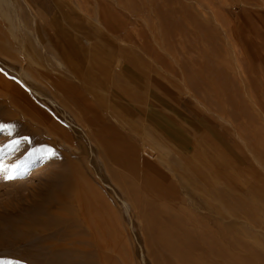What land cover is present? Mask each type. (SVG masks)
Wrapping results in <instances>:
<instances>
[{
	"label": "rangeland",
	"instance_id": "rangeland-1",
	"mask_svg": "<svg viewBox=\"0 0 264 264\" xmlns=\"http://www.w3.org/2000/svg\"><path fill=\"white\" fill-rule=\"evenodd\" d=\"M97 61L114 76L85 84L78 65ZM0 77L23 92L0 99V123L13 125L0 165H20L14 179L0 170V264H51L37 225L48 219L50 232L69 229L52 243L82 246L70 264H264V0H0ZM56 77L101 99L132 158ZM150 115L178 121L185 147ZM143 162L168 189L150 187Z\"/></svg>",
	"mask_w": 264,
	"mask_h": 264
},
{
	"label": "bare ground",
	"instance_id": "bare-ground-1",
	"mask_svg": "<svg viewBox=\"0 0 264 264\" xmlns=\"http://www.w3.org/2000/svg\"><path fill=\"white\" fill-rule=\"evenodd\" d=\"M5 54V53H4ZM97 51H95V49H92V54H91V57L95 60L97 58ZM97 60V59H96ZM78 68H79V71H80V74H81V79H83V82L85 84H92V82H94L99 76L102 78L103 80V83L104 84H108L109 83V79L110 77L114 76V70H113V67L111 64H108L106 62H91V63H86V64H80L78 65ZM72 69V67H71ZM64 72V71H63ZM19 76V75H18ZM20 79L24 82V84L26 85V87H28L29 89L31 88V86L25 82L21 76H20ZM54 82V88H56L57 90H59L62 94L60 95H63L65 97V100H69V101H72L74 99H78V101L80 102V106L79 107H82V110H83V115H85L86 117H88L87 115L88 114H91V117H92V120L90 121L91 123V126L93 127V129H95L96 131H98V137L100 139H102L104 142L108 143V147L109 148H113L114 152H116V149L115 148H119L118 145L122 146L123 148H125L124 151H122V155L123 157H133V153L131 152V150L129 149L128 150V140L126 141V139L124 137H122V135L119 133L118 131V128L113 125L107 117H105L104 119L102 118L103 115H102V108L104 107L103 104H102V101L101 99L99 98H95L92 102H90V100L88 98H86L85 94H79L78 90L76 89V87L70 85V82H63L62 80H60V77H56L55 80H53ZM3 82V85H1ZM21 82V81H20ZM51 82V81H50ZM96 82V81H95ZM0 85L4 88L3 90L0 89V99L2 96H4V92L5 91H8L10 95L11 93V99H13V95H17L15 94L14 92H17L18 91V96L20 97V95L23 94V92L15 87L14 85H11L10 83H6V81L3 80V78L0 77ZM24 85V86H25ZM53 86V85H52ZM25 87V88H26ZM112 87H106L104 86V88L102 87L101 89H105V90H110ZM32 89V88H31ZM33 90V93L36 94V95H39L40 93L36 91V89H32ZM31 90V91H32ZM54 90V89H53ZM58 91V92H59ZM57 92V93H58ZM4 93V94H3ZM7 93V92H6ZM6 97H9V96H6ZM31 99V98H29ZM10 100V98H9ZM16 100V99H15ZM23 100H21L22 102ZM33 101V100H31ZM163 101V98L161 100V102L158 104L160 105L159 108L160 109H164V110H169L167 109L169 107V104L166 102L168 101V96H164V101L165 102H162ZM8 102V98H7V101ZM19 102V101H18ZM13 103V102H12ZM11 103V104H12ZM24 103V102H23ZM78 103V102H77ZM6 104V103H5ZM22 104V103H21ZM28 104V102H27ZM27 104L25 105L26 106V109L28 108L27 107ZM31 104V103H30ZM67 104V103H65ZM3 105V104H2ZM9 104H7L8 106ZM16 105V103L14 104ZM29 105V104H28ZM32 105V104H31ZM70 105V104H69ZM6 106V105H5ZM18 106V105H17ZM24 106V108H25ZM30 106V105H29ZM68 106V105H67ZM71 106V105H70ZM69 106V107H70ZM107 106V105H106ZM9 107V106H8ZM14 107V106H13ZM73 107V106H71ZM78 107V106H77ZM4 109V108H3ZM11 109V108H10ZM16 109V108H15ZM29 109V108H28ZM27 109V110H28ZM107 109H112L109 105L107 106ZM18 110V109H17ZM21 110L22 107H21ZM78 110V109H77ZM89 110L92 111L94 113V115L90 112L89 113ZM170 110L171 111H174L176 114H179L178 111L176 112V110L170 106ZM12 111V110H11ZM80 111V110H78ZM42 112V111H41ZM40 112V113H41ZM81 112V111H80ZM105 112V111H104ZM19 113H21V111H19ZM23 113V112H22ZM25 113V112H24ZM28 113V112H27ZM24 115V114H23ZM26 115V113H25ZM45 115V114H44ZM155 115V114H154ZM180 116H182L181 114H179ZM32 116V114H31ZM36 116H37V113H36ZM159 117H153V115L149 116L148 117V120H147V123L149 124V127L152 129V130H155L156 132H160V133H163L165 135V137L167 136L170 140L171 143H174L176 146H183L185 147L186 143L185 142V139L183 140V137L180 138L179 140V135L178 133L173 129L171 128V125H176L175 123H178V121L176 120H170L167 115L164 116L165 119H161V115H158ZM40 118V117H38ZM48 118V117H47ZM90 118V117H88ZM29 119V118H28ZM41 121H46L45 119L43 118H40ZM40 121V122H41ZM5 122V119H3L2 123ZM39 122V123H40ZM52 120L50 121V124H51ZM85 122V121H84ZM83 122V123H84ZM42 123V122H41ZM40 123V124H41ZM53 124V122H52ZM21 127V126H20ZM46 127V126H45ZM47 129V128H46ZM151 130V132H152ZM95 133V132H94ZM181 135V134H180ZM51 136V135H50ZM178 138V140H177ZM94 141V140H93ZM195 142H192V145H193V148H195ZM33 148V147H32ZM180 148V147H179ZM35 150V149H34ZM33 150V151H34ZM181 150V149H179ZM193 151L191 152V156L189 157L188 154L186 153L185 156L186 158L188 159H191V158H194V156L197 154V152H195L194 149H192ZM125 153V154H124ZM152 153V152H151ZM180 153V152H179ZM190 153V152H189ZM178 154V152H177ZM179 156H181L180 154H178ZM183 157V156H182ZM146 161V160H145ZM130 163V161H129ZM143 171H144V177L143 179L145 178V180L147 179L148 182H149V185L151 188L155 189L157 192H160L162 191L163 189H168V185L164 184L165 182V179L166 177H162L161 175H159L155 168L153 169L150 164L148 162H143ZM147 171H150L149 174ZM161 173V172H160ZM164 179V180H163ZM146 180V181H147ZM167 181V180H166ZM164 182V183H163ZM228 183V182H227ZM48 186V185H46ZM163 186V187H162ZM172 186V185H171ZM150 188V189H151ZM174 188V187H171V189ZM163 190V192L165 191ZM46 191V190H45ZM173 190H170V193L172 192ZM51 192V191H49ZM50 194V193H49ZM42 195V196H41ZM40 196L42 197L43 199V194H41ZM46 197H48V194H45ZM44 195V197H45ZM166 195V194H165ZM169 195V193H168ZM40 197V198H41ZM95 197V196H94ZM51 198V197H49ZM39 201V199H37ZM37 201V202H38ZM41 201V200H40ZM39 201V202H40ZM45 201H41V203H43ZM34 203V202H33ZM55 203V202H54ZM39 206H41L39 204ZM82 207V205L80 206ZM75 208V207H74ZM81 209V208H80ZM95 209V208H94ZM60 212V216H63L64 218L67 216L64 211H59ZM44 213V211H43ZM42 213V214H43ZM48 213H51V212H48ZM83 213V212H82ZM45 218V216H44ZM67 218V217H66ZM70 218V217H69ZM10 219H12L10 217ZM62 220V219H61ZM83 221L87 220V219H83ZM82 221V222H83ZM89 221V220H88ZM86 222V221H85ZM87 223V222H86ZM52 224H53V221L52 219H48V220H43V221H39L37 223L38 227H39V230H40V241L42 242L41 246L39 247V252L42 253H49L48 255H50V258H49V261L52 262L54 261L55 258L59 257V256H63V262L62 264H70V260L68 259V257H70V255H66V252L68 251L69 253L73 252V250H76V249H81L82 246L81 244H78L80 246H75L74 249L73 247L71 246H68V243H65V241H63L62 243H52L53 242V239L57 238V239H61V238H66L67 234H68V228H64L63 230L61 231H57L56 234L55 232H50V230H52ZM22 230V229H21ZM27 230V229H26ZM25 230V231H26ZM92 230V229H91ZM29 231V230H28ZM24 234V232H23ZM25 236H23L24 238ZM18 238V237H17ZM21 238V237H20ZM56 239V240H57ZM78 240V239H76ZM75 241V240H74ZM29 242V241H28ZM44 242V243H43ZM26 243V242H25ZM77 244V243H76ZM26 245V244H25ZM34 245H36L34 243ZM27 249V248H26ZM38 249V248H37ZM56 249H59V250H56ZM65 249V250H64ZM32 251V250H31ZM87 251V250H85ZM38 252V251H37ZM39 253V254H40ZM31 254V253H29ZM34 254V253H32ZM83 256V255H82ZM73 257V255H72ZM35 258V257H34ZM33 258V259H34ZM36 259V258H35ZM34 259V260H35ZM37 260V259H36ZM73 261V260H72ZM75 261V260H74ZM35 262V261H34ZM76 262L79 263V261L77 260ZM55 263V262H54ZM53 263V264H54Z\"/></svg>",
	"mask_w": 264,
	"mask_h": 264
},
{
	"label": "snow or ice",
	"instance_id": "snow-or-ice-1",
	"mask_svg": "<svg viewBox=\"0 0 264 264\" xmlns=\"http://www.w3.org/2000/svg\"><path fill=\"white\" fill-rule=\"evenodd\" d=\"M13 125L11 124H5L0 123V131L7 132V134L10 136L12 134ZM24 140H27V137L23 138ZM19 139L12 140L9 144H7L5 147L8 148L9 151H14L20 144ZM42 153L46 155H54V151L51 148H48L46 150H41ZM0 170H3L7 173L6 178L7 179H14L17 175L20 174V165L19 164H12L7 167L4 165H0Z\"/></svg>",
	"mask_w": 264,
	"mask_h": 264
},
{
	"label": "crops",
	"instance_id": "crops-1",
	"mask_svg": "<svg viewBox=\"0 0 264 264\" xmlns=\"http://www.w3.org/2000/svg\"><path fill=\"white\" fill-rule=\"evenodd\" d=\"M138 104H139V106L138 107H140L141 109H143L144 108V105L143 104H140L139 102H138ZM182 111H185V110H182ZM187 113V112H186ZM175 116V115H174ZM176 117V116H175ZM177 119H179L178 117H176ZM180 121H181V119H179ZM182 122V121H181Z\"/></svg>",
	"mask_w": 264,
	"mask_h": 264
}]
</instances>
